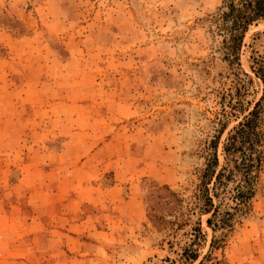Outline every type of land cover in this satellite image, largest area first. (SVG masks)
I'll return each mask as SVG.
<instances>
[{
  "label": "rangeland",
  "instance_id": "374dc122",
  "mask_svg": "<svg viewBox=\"0 0 264 264\" xmlns=\"http://www.w3.org/2000/svg\"><path fill=\"white\" fill-rule=\"evenodd\" d=\"M220 2L0 0V264H170L210 140L225 127L221 159L262 94L249 56L264 53V21L231 67L208 20ZM86 182L124 197L134 184L140 222L81 224L109 210L79 201ZM252 204L220 264H264V190Z\"/></svg>",
  "mask_w": 264,
  "mask_h": 264
},
{
  "label": "trees",
  "instance_id": "16d2710c",
  "mask_svg": "<svg viewBox=\"0 0 264 264\" xmlns=\"http://www.w3.org/2000/svg\"><path fill=\"white\" fill-rule=\"evenodd\" d=\"M214 32L223 37V60L227 65L240 67V50L249 27L264 21V0H221L216 12L209 16ZM251 47V46H250ZM249 67L262 84V94L252 108L228 130L221 143L222 128L207 147L198 182L185 204V222L190 225L177 243L170 264H193L207 242L208 252L197 264L220 258L214 255L223 249L225 238L252 212L253 199L264 190L261 179L264 171V53L251 47ZM243 112V111H242ZM206 216L205 226L201 217ZM195 220L191 223V218ZM214 255V256H213Z\"/></svg>",
  "mask_w": 264,
  "mask_h": 264
},
{
  "label": "crops",
  "instance_id": "0c3cea01",
  "mask_svg": "<svg viewBox=\"0 0 264 264\" xmlns=\"http://www.w3.org/2000/svg\"><path fill=\"white\" fill-rule=\"evenodd\" d=\"M89 139L83 140V138L77 139L76 142L80 143L81 145L85 144ZM85 170H95L94 168L88 167ZM82 193L81 198H79V201L82 203L86 200H95L100 199L101 203H103L105 206L109 208L108 212H94V211H87L84 214V217L80 219V223L92 221L93 218L100 220V219H106V223H111L113 218L116 219V223H125L128 224L133 223H139L142 219L143 215V209H142V201L140 198V194L134 186V184L129 186L128 190V197H124L122 195L121 190H107L106 188H103L100 186V184L86 182L84 185L77 187V190ZM71 198V197H70ZM58 201H65L63 198ZM77 201V200H76ZM68 206V204H67ZM71 206V205H69ZM72 207V206H71ZM71 215L78 214V207L75 209L70 210ZM130 216L129 219L125 216ZM108 218H111L112 220H109ZM137 222L135 221L136 219ZM97 224H93V227L95 228ZM115 224H112L114 226Z\"/></svg>",
  "mask_w": 264,
  "mask_h": 264
}]
</instances>
